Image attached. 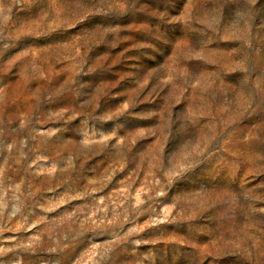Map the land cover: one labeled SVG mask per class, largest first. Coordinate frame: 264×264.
Listing matches in <instances>:
<instances>
[{
    "label": "rangeland",
    "instance_id": "1",
    "mask_svg": "<svg viewBox=\"0 0 264 264\" xmlns=\"http://www.w3.org/2000/svg\"><path fill=\"white\" fill-rule=\"evenodd\" d=\"M0 264H264V0H0Z\"/></svg>",
    "mask_w": 264,
    "mask_h": 264
}]
</instances>
